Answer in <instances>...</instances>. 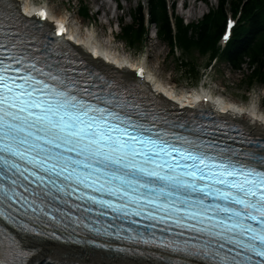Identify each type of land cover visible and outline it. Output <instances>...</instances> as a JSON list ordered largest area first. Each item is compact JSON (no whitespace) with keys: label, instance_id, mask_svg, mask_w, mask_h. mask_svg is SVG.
<instances>
[{"label":"snow or ice","instance_id":"obj_1","mask_svg":"<svg viewBox=\"0 0 264 264\" xmlns=\"http://www.w3.org/2000/svg\"><path fill=\"white\" fill-rule=\"evenodd\" d=\"M34 47L0 22V167L8 174H0V205L9 218L55 221L60 209L45 202L58 198L53 192L125 217L133 205L132 215L161 212L160 221L198 233L209 264H264V153L213 154L214 145L154 131L125 113L138 105L112 92L102 98L52 59L57 53Z\"/></svg>","mask_w":264,"mask_h":264},{"label":"rangeland","instance_id":"obj_2","mask_svg":"<svg viewBox=\"0 0 264 264\" xmlns=\"http://www.w3.org/2000/svg\"><path fill=\"white\" fill-rule=\"evenodd\" d=\"M33 3H44L48 13L55 17L64 18L72 31L79 35L93 34L98 43L116 49L125 54L130 60H139L147 66L153 77L168 86L180 90L193 87L196 84H204L214 94L220 95L225 102L236 104H259L260 111L264 112L262 100L263 87L254 84L247 88L244 77L248 74L243 67L240 71H231L224 63L207 62V56H199L191 52L189 59L195 66L200 79L186 74V68L179 65V61H188L187 56L174 51L169 53L165 43L154 38L151 28H147L143 45L138 48L128 47L119 38V26L126 25L128 15L137 5L144 9L145 0H26ZM104 7L100 8V4ZM167 7L172 8L173 16L181 19L183 24H195L201 21V17L216 6V0H165ZM79 4L87 9L88 15L82 18L77 13ZM229 5L224 7L226 15ZM106 13V16L104 14ZM236 19H234L235 21ZM110 22V24L108 23ZM239 119H245L240 116Z\"/></svg>","mask_w":264,"mask_h":264},{"label":"trees","instance_id":"obj_3","mask_svg":"<svg viewBox=\"0 0 264 264\" xmlns=\"http://www.w3.org/2000/svg\"><path fill=\"white\" fill-rule=\"evenodd\" d=\"M201 2L205 3V0ZM227 4L229 12L232 15L238 13L239 18L225 46L220 49L218 39L223 30ZM215 6L201 17L200 22L184 26L181 19L172 14L173 21L168 19L164 0H145L144 9L137 5L128 15L129 22L126 25L120 23L119 38L128 47L140 48L146 36V20L155 32V38L166 44L170 54L177 51L187 56L188 61H179V65L186 68L187 75L196 77V80L201 77L189 59L191 52H196L201 57L207 56L208 63H224L231 71L238 72L245 67L247 88L258 84L264 90V0H216ZM77 13L82 18L88 15L82 4H79ZM262 95L264 103V91Z\"/></svg>","mask_w":264,"mask_h":264},{"label":"bare ground","instance_id":"obj_4","mask_svg":"<svg viewBox=\"0 0 264 264\" xmlns=\"http://www.w3.org/2000/svg\"><path fill=\"white\" fill-rule=\"evenodd\" d=\"M14 0H9L8 3L13 2ZM104 7V4H100V10ZM20 10V9H19ZM106 16V13L104 14ZM64 19V18H63ZM110 24V22L108 21ZM73 29V28H72ZM83 42H88L91 38H93V34L87 33V35H80ZM112 49V48H111ZM109 49L108 52L111 54V64L112 66L103 65L101 61H95L92 60L89 57H86L84 54V51L82 48L77 47L74 48L73 51L86 59L88 64H91L92 66L103 68L106 70H113V73L119 77L120 79H126L131 80V75L126 70H121L123 68V62L125 54L119 53L116 49ZM111 50V51H110ZM113 68V69H112ZM120 68V69H118ZM118 69V70H117ZM155 80V81H154ZM154 85L151 86V92L153 93H162L164 96L171 98L175 100L177 103H179L181 106L185 104V101L181 98H175V96H170V93L165 91V89L157 87V80L154 77ZM163 82L161 81V84ZM164 84V83H163ZM168 85V84H164ZM161 98H159V101ZM163 101V100H161ZM188 101V100H187ZM206 106V105H205ZM205 106H202L205 108ZM258 106V105H257ZM220 111L225 113L226 117H231L234 119V121L243 127L244 130H247L251 134H255L257 136L263 137L264 131L259 128L258 122H255L253 115L249 119L245 118L244 120L239 119V117H235V114L233 113L232 109L225 104L224 107H219ZM241 116V115H240ZM257 119H261L259 117L254 116ZM33 247L35 248L34 255L29 258V260L25 264H160L157 262H154L149 259H143V260H136V259H123L119 258L113 255H106L99 251H92L90 249H81L77 247H68V246H62L55 243H48V242H40L38 244H33ZM165 260H171L170 258H164Z\"/></svg>","mask_w":264,"mask_h":264}]
</instances>
